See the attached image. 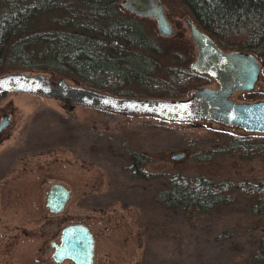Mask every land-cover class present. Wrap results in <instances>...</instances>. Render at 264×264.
<instances>
[{
  "label": "rangeland",
  "instance_id": "rangeland-1",
  "mask_svg": "<svg viewBox=\"0 0 264 264\" xmlns=\"http://www.w3.org/2000/svg\"><path fill=\"white\" fill-rule=\"evenodd\" d=\"M164 5L175 30L172 37L190 43L191 64L197 49L185 22L190 16L175 0H164ZM50 17L41 19L42 29L53 27L47 23ZM144 20L158 33L154 20ZM214 83L202 78L181 99ZM128 90L139 92L136 87ZM12 100L23 119L18 132L0 148V238L13 226L25 227L29 236L12 240L9 249V240H0V264H52L46 248L52 231L41 237L40 228L53 219L46 202L54 183L73 192L61 222L83 219L101 233L96 264H253L252 256L262 252L264 215L252 213L251 197L199 216L191 210L168 211L155 200L174 175L264 181L262 148L247 154L219 152L232 136L243 137L241 131L214 122H167L85 106L70 111L59 100L29 93L3 95L0 108ZM249 137L243 138L264 145V136ZM132 153L146 158L143 171L151 177L132 175ZM93 184L94 195L82 197Z\"/></svg>",
  "mask_w": 264,
  "mask_h": 264
},
{
  "label": "trees",
  "instance_id": "trees-1",
  "mask_svg": "<svg viewBox=\"0 0 264 264\" xmlns=\"http://www.w3.org/2000/svg\"><path fill=\"white\" fill-rule=\"evenodd\" d=\"M121 1L0 0V76L42 73L51 81H76L87 89L124 98L188 95L202 80L190 69V43L162 38L146 20L124 12ZM175 1L220 48L264 56V0ZM49 15L47 23L53 27L42 29L41 19ZM132 87L139 92L128 90ZM254 148H262L264 155V145L232 136L219 152L247 154ZM131 162L135 178L151 177L143 171L144 156L134 153ZM242 196L253 199L254 215H264V181L218 182L174 175L155 200L168 211L191 210L199 216L232 205ZM261 251L252 256L253 264H264V237Z\"/></svg>",
  "mask_w": 264,
  "mask_h": 264
},
{
  "label": "water",
  "instance_id": "water-1",
  "mask_svg": "<svg viewBox=\"0 0 264 264\" xmlns=\"http://www.w3.org/2000/svg\"><path fill=\"white\" fill-rule=\"evenodd\" d=\"M120 8L135 17L154 20L161 37L174 35V27L162 0H122ZM185 22L197 49L190 69L216 82L218 88H195L192 95L184 99L124 98L80 87L76 81L72 82L77 86L64 79L54 84L42 73L9 72L0 76V97L9 93H29L123 116H148L167 122L209 121L264 133V101L238 103L233 99L235 92L252 91L258 83L261 69L256 56L243 51H225L190 17ZM9 121L6 117L0 124V133L8 127ZM182 157L174 156L175 159ZM69 200L70 191L63 185L54 184L47 206L52 212L61 213ZM54 259L57 262L72 259L77 264H94V239L88 228L84 225L67 227Z\"/></svg>",
  "mask_w": 264,
  "mask_h": 264
},
{
  "label": "flooded vegetation",
  "instance_id": "flooded-vegetation-1",
  "mask_svg": "<svg viewBox=\"0 0 264 264\" xmlns=\"http://www.w3.org/2000/svg\"><path fill=\"white\" fill-rule=\"evenodd\" d=\"M189 28V27H188ZM257 58V57H256ZM259 63H260V69H261V74H260V78L258 83L256 84L255 88L252 91H237L234 93L233 95V99L238 102V103H256V102H260V101H264V61L261 60L260 58H257ZM198 74V73H197ZM200 75V74H198ZM202 78H205L207 80H209L210 78H207L205 76L200 75ZM211 80V79H210ZM51 81V80H49ZM54 84H57L59 81H51ZM214 88H218V85L216 84V82L214 83ZM212 87V88H213ZM2 97V96H1ZM61 103H63V106H65L66 109H69L70 111L74 110L76 108V106H83V105H79V104H74L71 102H66V101H61L59 100ZM87 107V106H85ZM91 108V107H90ZM96 109V108H93ZM99 110V109H98ZM103 111V110H100ZM105 113H109V114H115V113H111V112H107V111H103ZM115 115H119V114H115ZM23 112L15 105L14 101L12 100V102H8L7 104H3L2 108H0V124L4 121V119L6 117H9V125L7 128L3 129V131L0 133V148L8 141H10L13 137L14 134H16L18 132V128L21 125L22 119H23ZM140 117H148V116H140ZM152 118V117H151ZM154 118V117H153ZM206 123H210L209 121H207ZM234 129V128H233ZM237 131H241V134H243V137H248L249 136H253V135H257V136H264V133H258V132H248L245 130H241V129H234ZM249 135V136H248ZM252 145V144H251ZM52 154V153H51ZM134 154V153H132ZM138 154V153H135ZM140 154V153H139ZM141 155V154H140ZM59 162V160L57 159L54 163ZM69 164H71L69 162ZM54 184H60L63 185L61 183H54ZM49 187L48 192H47V199H48V195L50 192V189L52 187V185ZM64 186V185H63ZM66 187V186H65ZM69 191H70V200L73 197V192L66 187ZM96 185L93 184L92 186V191L90 192H86L85 194L82 195V197H92L94 195V189H96ZM46 194V193H45ZM70 200L68 201L64 211H62L61 213H55L52 212L50 210V208L47 206L49 212L52 214L53 219L49 220L48 224L43 225L42 228H40V236L43 237V235L46 233V231H52L51 232V237H50V241L48 239V244H47V250L49 248V252H50V257H51V263L52 264H77L75 261H73L72 259H65L63 262H57L54 259V254L57 250V247L59 245H61L62 243V237H63V232L64 230L71 226V225H84L88 228V230L90 231V233L92 234V237L94 239V264L97 263V259H98V242H99V236L100 234L97 233L91 223L88 221L85 222L83 219L81 221V219H79L80 221L78 222H73V223H67V224H63L62 221V215L67 214L68 213V204L70 202ZM47 205V202H46ZM95 209H93L92 211L94 212ZM89 219V218H88ZM61 222V223H60ZM108 227H106V231H108ZM7 234L4 235L2 234L0 240H9L7 242V244H5L8 249L10 248V243L12 240L18 238L20 235L21 236H29V232L25 227L21 226H17L16 228L13 226V228H8L7 229ZM19 232V234H17ZM102 233H104L103 231H101ZM42 251V249H40ZM11 252V251H10ZM7 253V252H6ZM9 255V253H7ZM11 255V253H10ZM9 261H7L6 264H8ZM12 264V263H9ZM47 264V262H46Z\"/></svg>",
  "mask_w": 264,
  "mask_h": 264
},
{
  "label": "snow or ice",
  "instance_id": "snow-or-ice-1",
  "mask_svg": "<svg viewBox=\"0 0 264 264\" xmlns=\"http://www.w3.org/2000/svg\"><path fill=\"white\" fill-rule=\"evenodd\" d=\"M0 83H2V82H0ZM106 103H108V102H110V101H105Z\"/></svg>",
  "mask_w": 264,
  "mask_h": 264
}]
</instances>
